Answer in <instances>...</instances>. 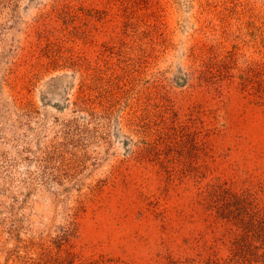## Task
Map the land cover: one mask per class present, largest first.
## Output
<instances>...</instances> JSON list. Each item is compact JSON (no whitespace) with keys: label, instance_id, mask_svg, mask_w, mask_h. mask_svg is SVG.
<instances>
[{"label":"rangeland","instance_id":"rangeland-1","mask_svg":"<svg viewBox=\"0 0 264 264\" xmlns=\"http://www.w3.org/2000/svg\"><path fill=\"white\" fill-rule=\"evenodd\" d=\"M0 264H264V0H0Z\"/></svg>","mask_w":264,"mask_h":264}]
</instances>
